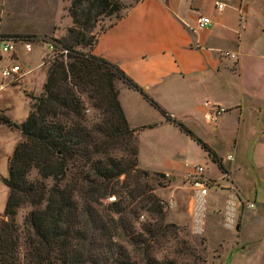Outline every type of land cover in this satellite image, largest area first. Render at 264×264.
Instances as JSON below:
<instances>
[{"label":"trees","instance_id":"1","mask_svg":"<svg viewBox=\"0 0 264 264\" xmlns=\"http://www.w3.org/2000/svg\"><path fill=\"white\" fill-rule=\"evenodd\" d=\"M122 8L120 0H71L66 13L72 25L56 40L68 51L66 59L48 65L41 93L28 96L23 123L0 117L21 138L2 179L8 194L0 219V264L205 263L179 227L165 222L166 204L148 183L150 174L138 168L137 131L126 121L116 82L137 91L212 152L120 68L91 53L96 24L115 15L111 26L124 16ZM110 196L116 202L103 204ZM20 209L28 211L17 223ZM143 213L149 219L140 222ZM160 248L187 261L169 254L158 259Z\"/></svg>","mask_w":264,"mask_h":264},{"label":"crops","instance_id":"2","mask_svg":"<svg viewBox=\"0 0 264 264\" xmlns=\"http://www.w3.org/2000/svg\"><path fill=\"white\" fill-rule=\"evenodd\" d=\"M70 1L0 0V34L57 38L61 30L63 36L72 25L66 13ZM215 2L224 4L223 9H215ZM202 16L212 21L209 28H198ZM65 17L68 25H63ZM91 53L120 68L212 155L137 91L117 81L121 108L137 136L164 131L186 138L217 168V176L205 170L209 178L229 176V182H220L231 190L209 192L203 201L188 196L185 210L179 199L192 191L174 186L179 199L170 209L177 221L168 223L187 225L207 239L210 230L219 228L221 212H228L238 233L234 243H242L232 249L234 258L264 264V0H133L121 19L97 35ZM216 107L222 112L216 114ZM138 168L168 175L174 184L186 175L143 166L139 150ZM214 194L225 199L215 209L209 204ZM249 203L254 207L247 208Z\"/></svg>","mask_w":264,"mask_h":264},{"label":"rangeland","instance_id":"3","mask_svg":"<svg viewBox=\"0 0 264 264\" xmlns=\"http://www.w3.org/2000/svg\"><path fill=\"white\" fill-rule=\"evenodd\" d=\"M132 1L133 0H120L123 8L119 15H123L126 12ZM115 19V15L109 18L101 19L96 24L93 33L98 35L102 30L115 21ZM69 23L70 20L67 17L63 18V25H68ZM61 37V30H59L57 38L52 36L46 39L56 41ZM41 50L47 51V46H42V48H40V46H34L33 52L30 54H24L20 51L17 63H19L22 68H27V66H29L32 69V72L25 75L18 82L4 80L0 75V117L7 119L14 125H20L23 123L28 115V96H37L41 93L42 84L45 79V72L48 67V65H45L42 68H36L39 62L38 58ZM0 56L2 57V59H0V68H2L9 63V60L2 53H0ZM168 135L169 134L167 132L159 131L158 133H147L137 136L139 158L143 166L148 167L149 169H156L154 171H166L168 173H173L178 177L179 175L184 176L185 173H187V169L184 167L185 164L200 165L203 166L205 170H208V173L212 174V176H217V168L211 166V162L207 159V156L205 157L203 150L201 152L186 138L177 139L169 137ZM20 140L19 129L0 123V219L3 214L8 194V190L4 186L2 179L6 178L8 175V159L12 155L14 147ZM149 174L150 176L147 181L150 186L154 188V194L162 199L166 204L165 222L168 223V221H177L174 217L175 210L170 209L168 207V203L170 200H173L175 203L176 199H179L177 196L179 191L175 190L174 186H188L185 177H183L181 181L178 179L177 183L174 184V182L171 181L170 176L158 177L154 175L155 173ZM222 186L223 189L217 188L215 190H211L210 192L217 190H231L229 187H224V185ZM182 192H184L183 195L186 194L185 191ZM192 195V193H188L185 195L184 200H178L180 204L182 202L184 210L186 208L184 205L186 200ZM215 195L216 194L211 195V201L209 200V204L211 203L214 209L223 205L226 193H221V195L224 196L223 198ZM103 204H105V201ZM209 204L207 205L208 208H210ZM27 211L28 209H20L17 211L15 218L17 223H21L22 217ZM224 213L225 212L222 211L219 216V228L216 230H210L207 239L203 234L202 236L193 234L192 232L194 231L191 232L187 225H175L179 227L180 237L186 240L187 243L199 253L205 261L204 264H250V260L247 262L245 256H239V258L236 259L234 258L232 249H238L242 243H234L236 241L234 239L238 233L234 230V224L229 223L230 213L227 212L228 214L226 213V215H224ZM140 217V222L145 219H149L146 213H143L142 220ZM165 246H169V244ZM166 254H169V258H178L177 255L174 256L173 254L168 253L167 250H161V248L157 251L156 257L160 259ZM177 261L186 262L187 260L178 258Z\"/></svg>","mask_w":264,"mask_h":264},{"label":"built area","instance_id":"4","mask_svg":"<svg viewBox=\"0 0 264 264\" xmlns=\"http://www.w3.org/2000/svg\"><path fill=\"white\" fill-rule=\"evenodd\" d=\"M214 6L215 9L222 10L224 4L215 2ZM242 19L243 17H240V20ZM211 24L212 21L208 17L202 16L197 20V26L199 29L209 28ZM34 46H40V48H42V46H47V51L41 50L38 58L39 62L36 68H42L45 65H49L52 61L55 60V58L58 57L66 59V55L68 54V51L62 48L57 43V41L54 40H48L46 38H38L35 41H30L26 38H16V37L0 34V53L4 54L9 60V63L7 65L0 68V75L2 79L18 82L25 75L32 72V69L29 66H27V68H22V66L19 63H17V60L20 51L21 53L24 54H30L33 52ZM222 55L224 57H228L230 59L236 60V57L228 52H224ZM0 59H2L1 56ZM214 111L216 114L222 112V110L219 107L214 108ZM227 158L230 159L231 157L228 156ZM184 167L187 169V173L185 175L186 182L190 190L192 191L194 198L197 200L203 201V199L208 196L211 190H215L217 188L223 189L222 184H220L221 180L229 182V176L225 173L223 174L220 181L219 180L216 181L214 179L209 178L206 175L203 166L185 164ZM166 177H168V175H166ZM113 202H116L115 196H110L107 199H105V204H110ZM173 205H174L173 200H170L168 203V207L172 208ZM253 207H254L253 204L250 203L247 204V208H253ZM140 219L142 220L143 217L141 216Z\"/></svg>","mask_w":264,"mask_h":264}]
</instances>
